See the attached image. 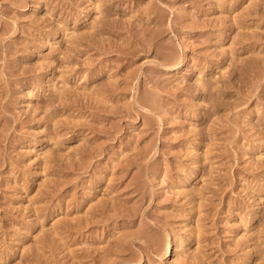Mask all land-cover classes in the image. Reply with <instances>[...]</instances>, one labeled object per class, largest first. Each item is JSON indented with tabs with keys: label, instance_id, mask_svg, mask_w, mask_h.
Returning <instances> with one entry per match:
<instances>
[{
	"label": "rangeland",
	"instance_id": "1",
	"mask_svg": "<svg viewBox=\"0 0 264 264\" xmlns=\"http://www.w3.org/2000/svg\"><path fill=\"white\" fill-rule=\"evenodd\" d=\"M0 264H264V0H0Z\"/></svg>",
	"mask_w": 264,
	"mask_h": 264
},
{
	"label": "bare ground",
	"instance_id": "2",
	"mask_svg": "<svg viewBox=\"0 0 264 264\" xmlns=\"http://www.w3.org/2000/svg\"><path fill=\"white\" fill-rule=\"evenodd\" d=\"M177 250L176 242L171 239L170 244L167 247V257L171 258L173 257L175 251Z\"/></svg>",
	"mask_w": 264,
	"mask_h": 264
}]
</instances>
